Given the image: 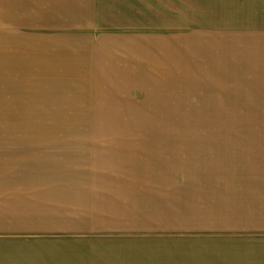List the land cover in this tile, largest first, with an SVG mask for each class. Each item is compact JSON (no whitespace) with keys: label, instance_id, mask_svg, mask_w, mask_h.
<instances>
[{"label":"rangeland","instance_id":"rangeland-1","mask_svg":"<svg viewBox=\"0 0 264 264\" xmlns=\"http://www.w3.org/2000/svg\"><path fill=\"white\" fill-rule=\"evenodd\" d=\"M262 152L264 0H0V182L28 191L0 200V252L19 264L199 227L204 211L152 218L136 196L250 200ZM38 212L61 231L25 226Z\"/></svg>","mask_w":264,"mask_h":264},{"label":"crops","instance_id":"crops-1","mask_svg":"<svg viewBox=\"0 0 264 264\" xmlns=\"http://www.w3.org/2000/svg\"><path fill=\"white\" fill-rule=\"evenodd\" d=\"M250 164V177H246L250 181V200L244 202L239 200V189L234 184L226 185V188H202L201 197L195 198L192 205H189L187 199L181 205H176L178 202L173 196L174 188L167 187L159 194H149L143 189L136 196V203L140 209L153 210L152 218H159L170 208H183L188 209L189 213L182 210L188 215L200 213L198 209L204 211L203 215L208 221H202L199 227H160L158 231H153L158 235L110 241L102 244L107 249L98 258L94 257L95 252L90 251L92 254H89L85 263L95 264L96 260L97 264H264V152L258 153L256 159L250 157ZM23 185L26 184L15 185L2 180L0 200L8 201L17 193L22 196L28 192ZM39 190L33 188L38 193L39 197H35L38 200L61 201L59 195L53 196L51 192L49 196L46 193L43 196ZM59 192L63 194L61 189ZM70 192L73 190L70 189ZM141 200L144 201L142 204ZM5 207L4 204L0 205V208ZM46 214H24L27 221L23 223L25 226L36 224L49 232L60 229L61 226L56 228L57 224L52 223L56 221L48 220L51 215ZM0 253V264H19V258L16 259L14 253Z\"/></svg>","mask_w":264,"mask_h":264}]
</instances>
